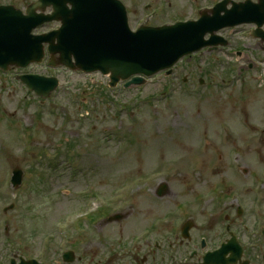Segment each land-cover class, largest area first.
<instances>
[{
    "label": "rangeland",
    "instance_id": "374dc122",
    "mask_svg": "<svg viewBox=\"0 0 264 264\" xmlns=\"http://www.w3.org/2000/svg\"><path fill=\"white\" fill-rule=\"evenodd\" d=\"M12 1L17 6L23 7L26 1L31 2L33 0ZM188 61L184 62L193 63V61ZM185 63L180 67L178 74L166 82L169 87L180 90L172 99H168L165 102H149L141 108L132 104V98L135 95L138 98H145L161 90L162 84H165L162 81L163 77L148 82L142 87H134L130 91H108L119 102L131 106V113L130 111H125L117 114L114 103H103L97 92L94 95H90V92L95 90L108 88V78L99 74L84 75L59 70L57 75L62 81L61 87L53 98L44 103L43 106H39L36 101L29 100V98L24 103L25 90L20 84L18 90H14V92L17 90V94L13 93L10 96L6 93V95H3V108L9 114L17 111L14 125H10L9 122L3 120L0 126L1 158L7 159L12 167L19 164L26 167L27 161L21 158V156L25 155V152L36 151L33 155L35 157L38 152L42 153L41 148L49 140L54 144L62 142L70 135L68 132L70 129L79 130L84 137H93L87 140V142L91 143L87 151L90 153L81 161V165L85 169L93 170L88 176H78L77 178L67 174L54 176L48 180L44 188L45 193L37 194L36 186L31 183L37 182L32 174L30 181L25 182L28 187L33 186L32 189H24L19 194L22 198L18 199L21 202L34 203L33 206L36 207L33 209L38 214L37 217H48L53 222L55 218L64 215L70 210L67 205L73 203L72 201H74V204L71 207L76 209L81 207L80 200L76 198L77 191L95 189L103 195H111L113 190L121 186L126 179L135 178L140 176V174L152 171L161 164L162 160L159 161L160 159L185 158L189 153L188 151H193L199 147L206 131L210 130L212 136H214L213 133L219 122L223 120H239L240 113H231L230 111H233L232 108L225 110L229 101L226 94L230 92L222 93L218 87L211 90L207 84L200 86L204 90L201 97L192 96L190 92L183 91L185 89L191 90L193 85L197 87V75H199L197 66L185 65ZM37 70L43 71V68L39 67ZM44 72H47V70ZM256 72L258 75L262 74L261 69ZM183 75L192 79L186 86L181 84ZM176 76L179 77V81L175 80ZM254 79V76L247 78L250 88H260L257 84L261 80L258 78L255 81ZM75 97L76 101H73ZM83 98L89 99V107L91 108L90 118L85 121L80 120L81 116L75 112L77 106L74 104L80 103ZM258 99L259 101L253 102L252 105L255 110L263 115L264 103L261 102V95H259ZM67 108L70 110L69 114H71L70 119L72 122L68 127H65L63 124V110ZM87 110L89 111V109ZM29 117L33 118L35 123L39 122V124L33 134L34 146L28 143L25 144L28 147L23 149L20 143L17 145L19 138L16 135L20 130V124L22 126L24 122L30 124ZM77 121L79 123H76ZM92 128H95V132L90 135ZM106 130H109L110 133L107 136L103 134ZM8 142L9 144H7ZM14 142L17 143L13 145ZM172 144H176L175 146H178L177 149ZM10 149L12 150L9 152ZM1 158L0 179L3 181L7 179L10 167ZM132 172L133 174L140 173L132 175ZM175 177L170 175L164 179L168 181L167 183L170 187L182 183ZM186 181L197 183L195 179L190 177ZM4 184V182H0V186ZM157 184L158 182L152 184L151 187H155ZM33 188L35 191H32L34 190ZM170 189L172 190V188ZM63 190L67 191L61 192ZM67 192H70V194ZM12 194V191L2 193V198H4V201L11 202L14 200ZM141 199L150 201L149 206L145 207L143 204H136L135 213L129 219L122 220L119 226L127 224L128 226H125L127 229L134 227L128 222L139 221V214L143 211L154 213L155 207L158 206L155 202L160 201L151 192L146 193ZM165 206L162 204V207ZM28 212L32 211L20 204L18 208L19 216L24 217ZM18 214L16 213L15 215ZM43 226L41 223L40 227L42 228ZM103 231L107 232L108 229Z\"/></svg>",
    "mask_w": 264,
    "mask_h": 264
},
{
    "label": "water",
    "instance_id": "95a60500",
    "mask_svg": "<svg viewBox=\"0 0 264 264\" xmlns=\"http://www.w3.org/2000/svg\"><path fill=\"white\" fill-rule=\"evenodd\" d=\"M151 52L154 58H165L166 55L174 48L176 49L178 46L177 38H165L163 36H155L151 41ZM126 49L135 50L139 54L143 53V41L140 37L137 40H131L126 43Z\"/></svg>",
    "mask_w": 264,
    "mask_h": 264
}]
</instances>
